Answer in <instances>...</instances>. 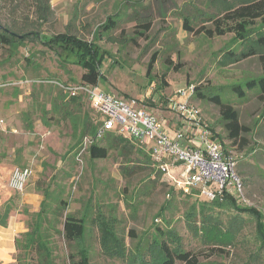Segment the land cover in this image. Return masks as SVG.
Returning a JSON list of instances; mask_svg holds the SVG:
<instances>
[{
  "label": "rangeland",
  "instance_id": "obj_1",
  "mask_svg": "<svg viewBox=\"0 0 264 264\" xmlns=\"http://www.w3.org/2000/svg\"><path fill=\"white\" fill-rule=\"evenodd\" d=\"M33 1L0 0V22L24 27L36 20ZM51 1L52 14L41 23L40 31L51 36L68 30L96 45L101 54L102 77L98 84L102 89L135 98L165 119L173 118L167 109L168 100L191 86L200 87L206 95L221 94L235 101L240 122L248 127L237 142L228 136L215 102L192 94L188 98L201 110L203 120L221 135L227 148L234 151L238 160H244L242 166H237L244 187L239 203L258 209L264 220V97L252 95L240 101L231 90L235 83L262 74L261 63L257 57L238 61L225 57L228 49L244 47L234 41L233 32L210 38L191 33L183 26L185 15L204 12L208 17L220 13L224 8L220 1L229 0ZM136 13L153 17L146 34L138 32ZM109 16L119 18L118 26L109 34L98 32ZM195 19L196 27L211 25L206 18ZM154 57L156 61L149 74ZM76 60L68 45L64 49L56 44L50 47L39 39L26 40L24 45L13 48L0 44V116L4 118L0 123L2 207L3 198L10 199L28 227L31 216L41 207L34 210L26 202L28 190L37 191L39 200L46 190L53 202L66 200L69 203L66 212L86 217L85 243L92 264H150L154 249L148 245L157 227L175 231L183 247L198 254L206 264H264V252L259 259L253 256L258 252L259 237L256 220L249 214L206 203L211 224L224 231L233 224L238 229L235 240L230 238L231 241L225 240L228 243L222 240L223 244H218L226 252L213 254L210 247L215 245L197 232L189 219V214L195 211V222L201 226L202 198L186 196L178 189L175 194L169 193L171 184L162 173L149 167L150 163L146 165V158L140 153L133 151L130 157L123 154L120 147L124 143L110 147L109 156L103 159H92L87 149L81 151L86 144L79 134L85 115L93 122L101 119V115L90 106L87 96L81 95L82 100L72 103L63 97L59 87L46 82L55 79L67 84L81 83L85 69ZM17 165H30L34 170L28 188L22 193L8 184L11 169ZM99 213L115 219L116 228L125 239L124 255L104 253L95 223ZM53 239L55 264H71L68 253L73 246L60 233H55ZM140 252L144 253V260ZM20 254L16 247L15 260L9 264H24L17 260ZM36 256L33 253L35 258L31 261L37 262Z\"/></svg>",
  "mask_w": 264,
  "mask_h": 264
},
{
  "label": "trees",
  "instance_id": "obj_2",
  "mask_svg": "<svg viewBox=\"0 0 264 264\" xmlns=\"http://www.w3.org/2000/svg\"><path fill=\"white\" fill-rule=\"evenodd\" d=\"M51 2V0H34L33 3L35 4L37 19L29 24L25 23L23 25L24 27H19L15 23L4 25L0 22V24L3 25V27H0V44L13 48L24 45L26 40L39 39L50 47L56 44V46L59 45L64 49L66 45H68L70 50L73 51V55L77 57L76 62L81 63L85 69L80 82L97 85L102 77V70L99 64L101 54L96 48V45L80 39L76 34L68 30L51 36L44 35L40 31L39 27L41 23L47 21L52 14ZM220 3L224 6L223 9L219 10L221 11L220 13H211L208 17L203 15L205 14L204 12H198L197 15L187 14L183 18V26L191 33L203 34L210 38L216 35H224L233 32L234 41L244 47L228 49L225 57L230 61L257 57L261 63L263 72L258 76L247 78L243 82L235 83L231 86V90L240 101L247 100L252 95H258L260 98H263L264 0H229L220 1ZM199 17L206 18V21L211 22V25L202 24L196 27L197 21H195V18ZM135 18L139 19L138 24L140 30L138 32L140 34H146L152 26V15L136 13ZM118 19L117 17L109 16L106 22L100 25L98 32L109 34L118 26ZM253 34H256L255 38L252 37ZM155 61L156 58L154 57L149 64V74L153 70ZM56 86L62 91L63 97L70 99L72 103L82 100V97H71L59 85ZM192 95L200 99H208L215 102L220 107L221 120L229 131L228 136L233 139L234 142H237L242 133L248 132V127L240 122L239 109L234 104L235 101L225 99L221 94L206 95L200 90V87L197 86H195ZM64 105L66 104L62 106ZM262 117L264 118V112ZM97 119L96 122H93L89 115H85L84 127L79 131L81 139L86 136H93L97 139L96 133L102 123L101 119ZM210 127L215 131L212 125ZM217 135L222 139L221 135L218 133ZM102 141H105L104 145ZM122 143L125 144L120 147L123 154L130 157L133 151L135 154L140 153L142 157L146 158L144 162L147 164H145L148 165L150 163L148 166L151 168L154 167L152 159L146 149L127 137L126 139L123 138L116 131H109L100 140H95V142L89 146L88 151L92 159H103L109 156L110 147ZM235 159L237 161V166H242L244 160H238L236 156ZM246 163H248V161ZM170 186L169 193L175 194V189L177 188L173 185ZM178 191L186 196H195L191 193H184L180 189H178ZM202 200H204V202L199 207L202 217L201 226L198 227L195 222V217L197 215L195 211L189 214V219L192 220L191 224H194L195 230L201 232L211 244L215 245L210 247L213 254L218 251L219 253L226 252V250L218 246V244H223L222 240L228 243L226 241H231L230 238L235 240L237 238L238 229L236 227L237 225L235 226V224H233L231 228L229 227V229L224 231L219 225L211 224V220L207 218L208 214H206L207 212L205 210L206 203H210L212 206L230 207L231 209L241 213H247L255 218L259 244L258 252L253 253V256L259 259L258 257L264 252V220L262 213L251 206L243 207L239 203L237 197L228 193L215 200H206L203 198ZM68 205L69 203L64 199L56 200V203L53 202L50 199L48 191L46 190L44 192V199L41 203V207L31 216L28 230L21 233L16 238V247L21 250V254L17 257L18 261L24 262V264H55L57 254L53 236H55V233H60L65 240L73 246L72 250L68 253L71 264H92L90 251L85 243L87 233L86 217L66 212ZM195 205L194 203V209H196L197 206ZM96 219L95 223L100 231V242L104 253L110 256L124 255L126 252L125 239L119 234L115 225V219L108 218L101 213L98 214ZM204 221H207V224ZM59 224L62 225V228L58 227ZM149 244L148 247L154 249V251H151L153 257L150 264H206L199 259L198 254L186 250L182 245L180 236L170 228L164 229L157 227L153 234L152 241ZM33 253L37 255V262L31 261L32 258H35L33 257ZM140 255H142L144 260V253L140 252Z\"/></svg>",
  "mask_w": 264,
  "mask_h": 264
},
{
  "label": "built area",
  "instance_id": "obj_3",
  "mask_svg": "<svg viewBox=\"0 0 264 264\" xmlns=\"http://www.w3.org/2000/svg\"><path fill=\"white\" fill-rule=\"evenodd\" d=\"M46 82L59 85L71 97L87 96L94 111L101 115L97 139L86 136L81 151L88 150L107 132L116 131L146 149L156 170L184 193L206 200H215L226 193L237 198L243 196L234 151L227 148L224 140L203 120L201 110L188 100L195 86L180 90L168 100L167 109L173 118L165 119L146 109L137 99L117 96L99 84H67L55 79ZM3 122L0 116V123ZM33 174L31 166H15L9 187L17 192L25 191Z\"/></svg>",
  "mask_w": 264,
  "mask_h": 264
},
{
  "label": "crops",
  "instance_id": "obj_4",
  "mask_svg": "<svg viewBox=\"0 0 264 264\" xmlns=\"http://www.w3.org/2000/svg\"><path fill=\"white\" fill-rule=\"evenodd\" d=\"M13 169L14 167L11 169V173ZM3 181L0 180V183H2ZM28 186L29 183L27 184L26 189L28 188ZM25 198L26 202L32 205L34 210H38V207L41 206V203L44 199L43 198L39 200L40 194H38V192L35 190H28ZM3 200V202H5L3 207L2 203H0V264H9L11 262H14L15 260L16 238L21 233L26 232L28 230V227L25 219L21 216V214L18 213V209L13 208L12 201L7 198H3Z\"/></svg>",
  "mask_w": 264,
  "mask_h": 264
},
{
  "label": "water",
  "instance_id": "obj_5",
  "mask_svg": "<svg viewBox=\"0 0 264 264\" xmlns=\"http://www.w3.org/2000/svg\"><path fill=\"white\" fill-rule=\"evenodd\" d=\"M0 27H3V25L0 24Z\"/></svg>",
  "mask_w": 264,
  "mask_h": 264
}]
</instances>
